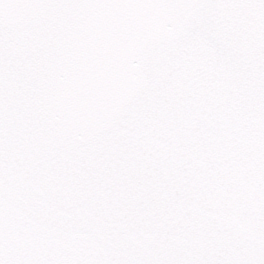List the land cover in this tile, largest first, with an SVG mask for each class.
<instances>
[{
	"label": "snow or ice",
	"instance_id": "6c2138e0",
	"mask_svg": "<svg viewBox=\"0 0 264 264\" xmlns=\"http://www.w3.org/2000/svg\"><path fill=\"white\" fill-rule=\"evenodd\" d=\"M0 264H264V0H0Z\"/></svg>",
	"mask_w": 264,
	"mask_h": 264
}]
</instances>
